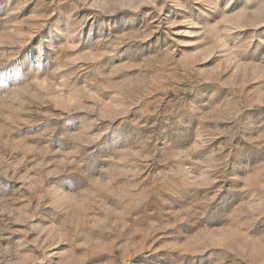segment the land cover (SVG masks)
Wrapping results in <instances>:
<instances>
[{"label": "rangeland", "instance_id": "374dc122", "mask_svg": "<svg viewBox=\"0 0 264 264\" xmlns=\"http://www.w3.org/2000/svg\"><path fill=\"white\" fill-rule=\"evenodd\" d=\"M0 264H264V0H0Z\"/></svg>", "mask_w": 264, "mask_h": 264}]
</instances>
